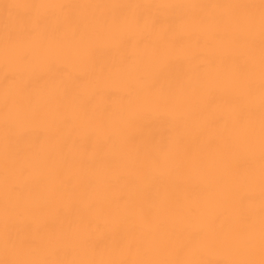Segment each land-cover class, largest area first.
Masks as SVG:
<instances>
[{
    "label": "bare ground",
    "instance_id": "6f19581e",
    "mask_svg": "<svg viewBox=\"0 0 264 264\" xmlns=\"http://www.w3.org/2000/svg\"><path fill=\"white\" fill-rule=\"evenodd\" d=\"M0 264H264V0H0Z\"/></svg>",
    "mask_w": 264,
    "mask_h": 264
}]
</instances>
